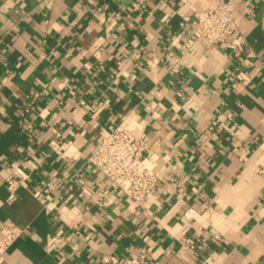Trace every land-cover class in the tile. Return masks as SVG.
<instances>
[{
    "label": "crops",
    "instance_id": "obj_1",
    "mask_svg": "<svg viewBox=\"0 0 264 264\" xmlns=\"http://www.w3.org/2000/svg\"><path fill=\"white\" fill-rule=\"evenodd\" d=\"M207 4L0 0V225L24 228L0 264H264V0L214 45L187 33ZM120 120L158 177L140 203L88 162Z\"/></svg>",
    "mask_w": 264,
    "mask_h": 264
},
{
    "label": "built area",
    "instance_id": "obj_2",
    "mask_svg": "<svg viewBox=\"0 0 264 264\" xmlns=\"http://www.w3.org/2000/svg\"><path fill=\"white\" fill-rule=\"evenodd\" d=\"M240 0H208L207 7L191 16L187 22V33L191 41L202 40L207 45L221 44L231 35L239 31L235 16V7ZM240 46V44H238ZM228 119L232 118L229 113ZM218 129L208 125L202 130V138H217ZM145 143L132 131L128 123L120 120L115 125L104 129L96 142L88 162L99 171L111 185L121 191L135 203L142 202L157 186V175L144 163L143 152ZM80 182H83L80 180ZM9 199H13L20 185L12 175L6 177ZM65 183L49 178L43 187L45 194L56 195L64 190ZM101 204L109 203L110 199L102 193L97 199ZM24 228L12 221L0 225V262L6 250L18 239ZM144 249L131 251L123 258L117 255L101 254L97 256L98 264H145Z\"/></svg>",
    "mask_w": 264,
    "mask_h": 264
}]
</instances>
